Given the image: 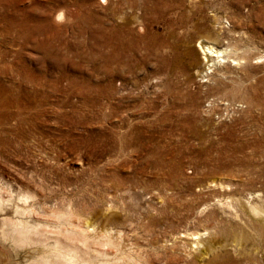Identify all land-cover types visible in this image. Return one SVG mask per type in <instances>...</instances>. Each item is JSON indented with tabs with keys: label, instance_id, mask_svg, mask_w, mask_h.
Instances as JSON below:
<instances>
[{
	"label": "rangeland",
	"instance_id": "rangeland-1",
	"mask_svg": "<svg viewBox=\"0 0 264 264\" xmlns=\"http://www.w3.org/2000/svg\"><path fill=\"white\" fill-rule=\"evenodd\" d=\"M12 3L0 7V195L29 196L51 237L70 213L112 256L264 264L249 215L264 209V0ZM15 13L31 18L28 46L4 29ZM202 45L225 52L211 60ZM2 249L8 264L33 254Z\"/></svg>",
	"mask_w": 264,
	"mask_h": 264
},
{
	"label": "bare ground",
	"instance_id": "bare-ground-1",
	"mask_svg": "<svg viewBox=\"0 0 264 264\" xmlns=\"http://www.w3.org/2000/svg\"><path fill=\"white\" fill-rule=\"evenodd\" d=\"M195 4L197 6V3ZM0 7H13L12 0H0ZM6 8H4V10ZM26 10L30 12L31 9L29 8ZM17 12L22 13L21 10ZM21 13H15L16 15L14 17L6 19L7 21L4 20L7 22L4 25V29L8 32L14 31V33L16 32L19 34L18 37H22V45L28 46L27 44L29 43L32 33L31 18L28 13L18 16L21 15ZM62 14L61 11L58 12L55 18L61 20ZM44 25H40L39 27L43 29L45 28ZM45 35H47V33ZM19 40L20 39L17 41ZM200 47L206 56L209 54V56L212 57L211 60L222 57L225 52L223 49H215L210 45H202ZM118 54L119 53H117V55ZM29 199V196L24 195L17 197V201H14L13 197L10 195L9 197L6 196V198L0 195V214L6 211L7 206L11 207V212L13 214L12 216L1 218L0 247L2 246L3 248H6L10 255L15 252L16 248H32L33 254L30 257V260L26 261L24 264H153V261H149L148 259V261L145 260L146 257H143L142 254L138 253L133 255L128 252L127 254L121 253L112 256L104 250H91L90 244L92 241L90 240L88 233L83 231V229L76 227V225L70 221V213L67 212H60L57 214V223L55 225L56 230L53 232L54 237L48 236L46 234V225L32 218L31 215L33 212L32 209H30L32 205L29 204ZM249 215L254 218V223L251 228L258 234L264 233V209L260 208V206H250ZM50 232L51 231H49V234ZM109 237L95 242L100 246L110 245L115 247L117 245L116 242ZM2 247L0 248V264H8V254L6 255Z\"/></svg>",
	"mask_w": 264,
	"mask_h": 264
}]
</instances>
